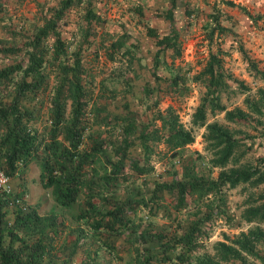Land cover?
Listing matches in <instances>:
<instances>
[{
    "label": "trees",
    "instance_id": "16d2710c",
    "mask_svg": "<svg viewBox=\"0 0 264 264\" xmlns=\"http://www.w3.org/2000/svg\"><path fill=\"white\" fill-rule=\"evenodd\" d=\"M81 1L58 0L55 5L47 6L42 22L30 33L21 34V45L0 46V52L22 57L0 67V167L10 176L18 173L23 177L30 162L34 161L39 166L41 185L50 189L60 205L70 206L82 193L83 215L87 213L91 217L92 228L101 245L117 254L120 246L115 241L129 233L125 239L133 244L135 264H246L249 256L264 262V256L256 250V245L264 241V228L260 226L264 223V190L250 192L241 211L242 219L254 222V226L241 230L232 238L226 236L228 241L217 240L213 255L199 251L214 227L215 217L224 212V189L256 188L264 183V156H258L255 164L228 167L235 150L245 142L217 122L206 123L208 105L212 111L224 110L225 118L232 122L240 123L248 117L245 110L226 109L218 101V89L225 82L221 80V58L216 55H212L199 74L192 75L195 79L203 77L206 87L192 122L198 126L206 125V145L212 151L209 160L212 166L219 167L216 177L192 172L181 178L153 179L149 194H141L138 190L135 194L128 191L124 197L115 196L116 189L128 176L152 172L150 153L156 143L162 141L170 156L176 157L184 145L194 141V134L191 128L183 125L173 107L168 106L165 112L158 109L143 121L134 115L131 102L127 100L123 102V112L114 116V122L119 126L117 130L96 136L88 133L89 142L85 144L87 131L93 123L94 78L84 51L90 48L88 39L95 30V21L100 18L92 0H86L83 6L80 43L75 46L74 35L63 32L68 12ZM176 1L170 0L165 10L167 31L159 33L147 25V32L155 38L156 46L152 74L156 79L163 77L173 91L182 89L188 78L186 74L176 71L162 76L155 66L160 64V56L166 48L179 51V32L174 24ZM4 5L5 0H0V12ZM213 17L217 21V14ZM217 27L221 28L218 23ZM239 49L248 62L250 73L264 80V69L248 56L243 46ZM155 86L146 82L142 87L143 97L151 99L154 105L158 102L153 98ZM7 87L12 91L4 94ZM246 101L253 112L262 113L256 101L248 97ZM104 118L106 123L112 121L109 113ZM157 119L159 125L155 123ZM249 148L251 143L246 144L243 151ZM134 149H137L136 153ZM14 192L13 189L6 195L0 192V264H58L56 260L42 263L51 254L52 241L59 230L54 227L55 215H40L34 208L25 211L17 202L24 199V191ZM166 193L171 195L172 210L179 211L195 202L197 211L185 225L177 220L176 228L182 225L180 230H154L152 227L138 230L134 222L136 206L145 205L152 210L159 206ZM209 193L213 196L204 201L203 196ZM12 194L15 206L10 205L7 198ZM8 209L14 211L10 215L14 230L19 229L24 234L16 236L22 238L21 246L11 244L6 249L2 234L7 227ZM76 244L77 240L73 239L72 249ZM91 263L97 264L93 258Z\"/></svg>",
    "mask_w": 264,
    "mask_h": 264
},
{
    "label": "rangeland",
    "instance_id": "374dc122",
    "mask_svg": "<svg viewBox=\"0 0 264 264\" xmlns=\"http://www.w3.org/2000/svg\"><path fill=\"white\" fill-rule=\"evenodd\" d=\"M57 1L5 0L4 9L0 12V46L21 45V34L30 33L39 25L45 8L55 5ZM92 1L100 18L95 21V30L89 36L90 48L84 51L94 78L91 103L93 123L87 131L85 144L89 142L88 133L96 136L117 130L119 126L118 123L115 124L114 116L123 112L122 105L127 100L131 102L134 115L143 121L148 120L158 109L165 112L168 106L173 107L183 125L191 128L194 134V141L184 145L176 157L170 156L162 141L156 143L150 153L152 172L144 176H128L116 189L115 196L124 197L128 191L135 194L138 190L141 194H149L153 179L181 178L192 172L216 177L219 167L212 166L209 160L212 151L206 145V125L198 126L192 122L193 113L206 92L203 77L195 79L192 75L199 74L212 55L221 58V80L225 82L218 89V101L226 109L238 107L248 113L247 119L238 123L227 120L224 110L212 111L210 105L206 108V123L217 122L241 137L245 145L251 143V148L247 150L243 151L245 145L235 150L228 167L255 164L258 156H264V80L250 73L248 62L239 49L243 46L248 56L264 69V0L176 1L174 24L179 32V51L166 48L155 70L162 76H169L176 71L185 73L188 78L178 91L167 86L163 77L156 79L153 76L155 38L147 32V25L156 28L159 33L167 31L168 21L164 14L170 0ZM85 2L86 0H82L68 12L67 21L63 25L65 35H74L72 41L75 46L82 40ZM215 14L217 21L213 17ZM217 23L221 28L217 27ZM21 59L19 55L0 52V67ZM146 82L151 86L159 83L153 92V98L158 99L156 105L151 99L143 97L142 87ZM11 91L12 88L7 87L3 93ZM141 97L143 98L140 99ZM247 97L260 105L262 113L250 109ZM68 102L70 103V99ZM107 113L112 116L109 123L104 118ZM45 117L44 113L43 120ZM155 123L159 125L160 120L157 119ZM136 152L137 149H134V153ZM38 175L39 166L32 161L23 177L18 173L9 176L12 189L15 192L24 191V199L17 201L21 205L19 207H23L25 211L34 208L40 215H55L54 227L59 230L52 241V256H46L42 263L56 260L58 264H92L93 258L97 264H135L133 244L125 239L129 233L115 241L120 246L117 254L102 246L92 228L91 217L87 213L83 215V194H79L70 206L60 205L50 189L41 185ZM260 190H264V183L256 188L245 189L238 186L224 189V212L215 217L214 227L199 248L200 253L215 254L214 243L217 240L228 241L226 236L232 238L241 230L245 231L255 225L254 222L243 220L241 211L248 194ZM212 196L209 193L202 199L206 201ZM13 197L12 194L7 198L10 205L15 206L12 203ZM160 202L152 210L145 205L136 206L134 222L138 230L143 227L174 230L178 219L185 225L186 220L198 208L197 203L190 202L185 208L174 211L171 209V195L168 193L163 195ZM163 205L171 209L173 214ZM13 212L7 210V227L2 234V243L6 249L11 244L15 247L23 244L22 238L16 237L22 236L23 231L14 230L12 225L10 215ZM175 215L177 218L173 219ZM260 226L264 228V223ZM176 229H182V225ZM73 239L77 240V244L72 249L70 243ZM256 250L264 256V241L256 245ZM247 260L246 264H264L252 256L247 257Z\"/></svg>",
    "mask_w": 264,
    "mask_h": 264
},
{
    "label": "built area",
    "instance_id": "2783aa9c",
    "mask_svg": "<svg viewBox=\"0 0 264 264\" xmlns=\"http://www.w3.org/2000/svg\"><path fill=\"white\" fill-rule=\"evenodd\" d=\"M0 192L3 193V195L12 192L10 176L6 172H4L1 167H0Z\"/></svg>",
    "mask_w": 264,
    "mask_h": 264
}]
</instances>
